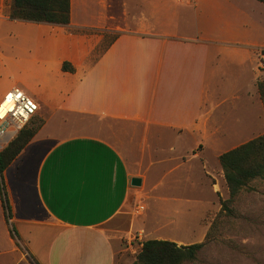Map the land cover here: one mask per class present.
Masks as SVG:
<instances>
[{
  "label": "crops",
  "instance_id": "crops-1",
  "mask_svg": "<svg viewBox=\"0 0 264 264\" xmlns=\"http://www.w3.org/2000/svg\"><path fill=\"white\" fill-rule=\"evenodd\" d=\"M79 1L71 0L69 26L3 18L12 36L22 38L12 46L30 66L21 87L37 102L43 122L3 173L10 223L37 264H115L120 246L104 226L130 195H141L133 178L144 186L147 174H160L150 192L166 181L165 190H182L207 178L217 194L221 179L226 185L224 171L206 168L205 151L224 149L231 133L243 134V118L264 121L257 86L264 44L253 41L246 15L223 14L226 0L187 2L201 24L190 34L174 30L156 1L148 12L151 0L137 2V16L127 9L128 0L123 8L116 0L117 12L135 24L117 29L109 27L114 16L102 18L101 7L95 22L77 20ZM104 4L108 12L112 6ZM105 33L118 37L101 52ZM227 116L239 125L232 131ZM52 124L77 131L54 137ZM164 165L167 171H159ZM2 215L6 223L3 208ZM5 228L11 251L18 253ZM20 261L32 264L25 255Z\"/></svg>",
  "mask_w": 264,
  "mask_h": 264
},
{
  "label": "rangeland",
  "instance_id": "rangeland-1",
  "mask_svg": "<svg viewBox=\"0 0 264 264\" xmlns=\"http://www.w3.org/2000/svg\"><path fill=\"white\" fill-rule=\"evenodd\" d=\"M107 1L112 6L108 12L104 4ZM140 1L148 0H128L127 4V9L137 16L140 13L137 2ZM154 1H156L157 10L161 16L165 17L167 13L170 14L174 30L190 34L201 25L196 20L198 17L194 6L189 5V2L188 4L186 1L178 3L177 0H151V4L146 5L144 10L147 12L153 10ZM79 2L75 8V14H77L75 18L79 21L94 20L95 22L99 19L101 7L102 18H107L108 15L115 17L109 19V27L114 29L119 26L135 27V24L129 21L131 19H126L117 12L120 9L117 10L116 0H80ZM121 3L122 0H120ZM11 5L12 0H0V18H7L6 15ZM222 12L232 18H239L238 14L241 13L250 18L252 23L250 35L253 41L264 44V5L262 3L258 0H226ZM9 24V21L0 20V102L14 86L22 89V80L30 73V66L25 63L26 55L20 51H13L12 46L20 43L22 38L12 36ZM253 51L255 53V49ZM259 64L262 70L261 79L264 81V63ZM257 65V56L254 54L251 65L253 76ZM250 75L248 72L247 78ZM223 88L228 89L225 86ZM228 109V105L222 108L225 112ZM226 121L230 124L231 131L238 125L232 116H227ZM241 122L245 127L243 134L231 133L230 140L221 146L224 149L205 151L208 170L216 168L222 170L216 157L217 153L224 154L228 148L237 147L245 141L248 142L264 135V121L258 122L247 117ZM42 123V120L35 116L27 127H38ZM48 130L54 137H63L75 133L77 128H57L56 124H52ZM217 137H222V135ZM168 168L164 165L158 170L167 171ZM147 177L144 186L134 187L138 188L135 190L142 192L141 195H130L126 207L104 226L106 232L116 239L120 246L115 264H133L137 260L142 244L148 240H178L185 245L204 244L197 260L186 264H264L263 180L253 181L238 196L231 198L227 184L224 185L222 179L220 183L218 182V193L215 194L207 178L203 182L199 180V182L189 184L188 188L184 186L182 190L169 188L165 190V187L169 185L166 181L156 192H150L159 180L160 174H153L152 171L151 174H147ZM0 198L3 205H0V251L7 253L0 257V264H25L20 261L21 255H25L31 262L32 258L26 254L25 244L18 245V253L11 251L13 246L6 234L5 225L6 227L8 225L10 236L12 228L8 223V213L1 188ZM2 208L6 223L3 222ZM13 239L17 240L14 237Z\"/></svg>",
  "mask_w": 264,
  "mask_h": 264
},
{
  "label": "trees",
  "instance_id": "trees-1",
  "mask_svg": "<svg viewBox=\"0 0 264 264\" xmlns=\"http://www.w3.org/2000/svg\"><path fill=\"white\" fill-rule=\"evenodd\" d=\"M264 4V0H258ZM12 21L37 24L69 26L71 23V0H13L6 15ZM118 35L105 33V42L100 48L104 51ZM264 56V50L261 51ZM65 71L72 69L64 66ZM258 91L264 105V81H259ZM38 127H25L16 138L0 153V188L4 195L8 213V223L12 219V209L4 185L3 173L37 135ZM224 171L231 198L238 196L253 181H264V135L250 140L219 158ZM12 235L20 245L16 228L10 223ZM204 244L179 245L169 240H148L142 244L137 260L133 264H186L197 260ZM32 264H37L31 259Z\"/></svg>",
  "mask_w": 264,
  "mask_h": 264
},
{
  "label": "built area",
  "instance_id": "built-area-1",
  "mask_svg": "<svg viewBox=\"0 0 264 264\" xmlns=\"http://www.w3.org/2000/svg\"><path fill=\"white\" fill-rule=\"evenodd\" d=\"M195 4L196 0H181ZM39 106L22 89L13 88L0 102V153L37 115Z\"/></svg>",
  "mask_w": 264,
  "mask_h": 264
},
{
  "label": "water",
  "instance_id": "water-1",
  "mask_svg": "<svg viewBox=\"0 0 264 264\" xmlns=\"http://www.w3.org/2000/svg\"><path fill=\"white\" fill-rule=\"evenodd\" d=\"M132 186L133 187H141L142 186V179L141 178H133L132 179Z\"/></svg>",
  "mask_w": 264,
  "mask_h": 264
}]
</instances>
